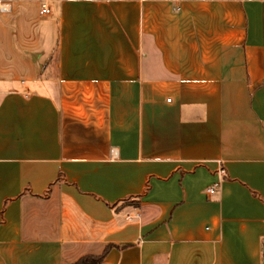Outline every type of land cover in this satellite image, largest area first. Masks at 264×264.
Returning a JSON list of instances; mask_svg holds the SVG:
<instances>
[{
	"label": "crops",
	"instance_id": "obj_1",
	"mask_svg": "<svg viewBox=\"0 0 264 264\" xmlns=\"http://www.w3.org/2000/svg\"><path fill=\"white\" fill-rule=\"evenodd\" d=\"M10 5L0 264H264V0Z\"/></svg>",
	"mask_w": 264,
	"mask_h": 264
},
{
	"label": "rangeland",
	"instance_id": "obj_2",
	"mask_svg": "<svg viewBox=\"0 0 264 264\" xmlns=\"http://www.w3.org/2000/svg\"><path fill=\"white\" fill-rule=\"evenodd\" d=\"M61 91H63L62 95L66 96L69 106L74 110L88 111L89 109H98L104 104L103 91L99 86L89 87L83 84L70 85L62 83ZM60 96L61 94L59 98Z\"/></svg>",
	"mask_w": 264,
	"mask_h": 264
},
{
	"label": "trees",
	"instance_id": "obj_3",
	"mask_svg": "<svg viewBox=\"0 0 264 264\" xmlns=\"http://www.w3.org/2000/svg\"><path fill=\"white\" fill-rule=\"evenodd\" d=\"M151 188L150 180H147L145 183L144 190L141 196L146 194ZM109 250L105 249L102 253L99 254H87L76 260L73 264H101L106 258Z\"/></svg>",
	"mask_w": 264,
	"mask_h": 264
},
{
	"label": "built area",
	"instance_id": "obj_4",
	"mask_svg": "<svg viewBox=\"0 0 264 264\" xmlns=\"http://www.w3.org/2000/svg\"><path fill=\"white\" fill-rule=\"evenodd\" d=\"M11 8V5H10V0H0V10L5 12V11H8L10 10ZM51 11V7L50 5L48 4V2H43L42 5H41V13L42 14H48L50 13ZM220 171L222 173L225 172V169L224 168H221ZM217 187L216 186H213L210 188V190H215Z\"/></svg>",
	"mask_w": 264,
	"mask_h": 264
}]
</instances>
